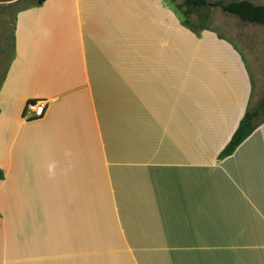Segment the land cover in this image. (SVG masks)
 <instances>
[{
    "label": "crops",
    "instance_id": "crops-1",
    "mask_svg": "<svg viewBox=\"0 0 264 264\" xmlns=\"http://www.w3.org/2000/svg\"><path fill=\"white\" fill-rule=\"evenodd\" d=\"M176 20L165 0H49L7 26L0 120L28 128V201L0 186V264H264V121L219 158L253 83L210 86L207 52L231 58L209 42L235 44L205 31L184 46Z\"/></svg>",
    "mask_w": 264,
    "mask_h": 264
},
{
    "label": "rangeland",
    "instance_id": "rangeland-1",
    "mask_svg": "<svg viewBox=\"0 0 264 264\" xmlns=\"http://www.w3.org/2000/svg\"><path fill=\"white\" fill-rule=\"evenodd\" d=\"M37 1L38 0H0V41L3 39V34L6 32L7 26H10V24L16 22L18 13L21 10L27 8L29 9V7L36 5ZM165 1L169 5L170 9L174 12L178 25L181 26H177V36L182 37V39L185 40L181 41L184 46L186 44L187 46L194 44L193 39L190 37V39L185 38V34H194L196 36L194 40L198 42L200 39H205L203 38L205 31L213 32L215 33L213 35H215L216 38L218 35L220 38L235 44L231 47V51L228 44L224 45L221 42L218 44L215 39H212V41L209 42L216 49L219 48L217 45L224 46L225 54L231 58L230 63L219 64L220 60L217 51L215 50L214 52V50L211 49L207 52L205 55L207 58V63L204 61L205 65L213 66L211 69L207 70L208 76L210 77L209 84L215 89L221 87L234 88L236 86L246 88L247 82L251 80V83H253L254 92L252 104L250 106V101L246 113L256 108L264 100V26L243 22L236 17L225 14L220 8L213 7L209 10L203 11V13L208 15V20L206 23L208 30H201L199 29L200 17L198 13H194L193 17L189 21H186L184 18L182 10L179 9V6L183 4L184 0ZM233 1H249L254 5H264V0H209V3L213 5L217 2L230 3ZM61 10L63 14L60 12V9L58 10L57 6L54 5L51 7V9H49L50 14L48 12H44V14L51 16V22L54 18V23L57 26L63 23H69V32L72 23L71 12L69 9ZM54 14L58 16L56 17ZM40 16L41 14L37 15V17ZM7 33H9V31H7ZM187 40L189 41L187 42ZM199 47L200 45L194 48L191 47L194 56L198 55ZM239 51L242 55L239 53ZM190 81L191 80H189V82ZM263 121L264 116L258 120V123ZM4 122H6V124H4ZM15 122L16 121L12 119L10 121L0 120V170L4 175V177L0 179V186H16L18 199L22 200L24 198L27 204L28 179H25L24 175L22 178L16 176L15 163L18 161L17 151L19 150L20 145L23 143V138L26 136L25 131H27L28 128H23L18 134L19 126ZM260 125H262V123ZM17 134L18 136H16ZM216 139L219 141V143L222 141L221 137ZM212 145L213 144H210L209 148H211ZM26 165L28 166V163ZM260 177H262V173H259L258 178ZM25 209L26 208L19 207L18 210V214L23 215H21V226L27 224V217H25V214L28 216V209L26 212ZM20 259L21 262H28V258Z\"/></svg>",
    "mask_w": 264,
    "mask_h": 264
},
{
    "label": "trees",
    "instance_id": "trees-1",
    "mask_svg": "<svg viewBox=\"0 0 264 264\" xmlns=\"http://www.w3.org/2000/svg\"><path fill=\"white\" fill-rule=\"evenodd\" d=\"M47 1L49 0H38V4L42 5ZM213 7H218L225 14L236 17L243 22L264 26V5H254L249 1H233L230 3L217 2L211 5L209 0H184L183 4L179 6V9L182 10V14L186 21L191 20L194 13H198L200 17L199 29L208 30L206 25L208 15L203 13V11L209 10ZM263 116L264 100L256 108L246 113L241 120L238 129L233 134L230 142L221 152L219 158L224 159L232 156L238 147L253 134L258 125V120ZM3 177L4 175L0 170V179Z\"/></svg>",
    "mask_w": 264,
    "mask_h": 264
},
{
    "label": "built area",
    "instance_id": "built-area-1",
    "mask_svg": "<svg viewBox=\"0 0 264 264\" xmlns=\"http://www.w3.org/2000/svg\"><path fill=\"white\" fill-rule=\"evenodd\" d=\"M47 102L29 103L24 111V117L27 120L43 118L46 114Z\"/></svg>",
    "mask_w": 264,
    "mask_h": 264
}]
</instances>
